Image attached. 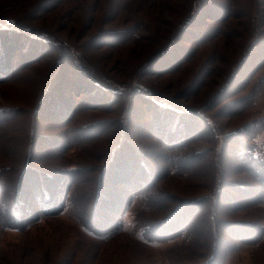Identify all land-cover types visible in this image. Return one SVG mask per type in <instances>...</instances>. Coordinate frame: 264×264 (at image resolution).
<instances>
[{"label":"rangeland","instance_id":"obj_1","mask_svg":"<svg viewBox=\"0 0 264 264\" xmlns=\"http://www.w3.org/2000/svg\"><path fill=\"white\" fill-rule=\"evenodd\" d=\"M263 54L264 0H0V264H264V205L242 206L236 186L253 181L231 143L264 119V66L255 69ZM249 92L252 106L237 105ZM163 107L205 128L186 146L201 151L187 160L198 170L165 169L153 197L130 203L123 217L111 218L106 206L94 214L96 170L120 135L115 160L130 143L150 167L176 161L157 138ZM66 122L68 135H83L70 148H62ZM256 140L264 143V131ZM65 166L84 172L59 210H38L33 190L17 212L24 167ZM218 174L230 181L219 186L228 207L221 226L211 228L201 213L188 236L143 237V224L164 220L183 200L215 205ZM119 189L111 194L122 197ZM86 224L110 230L90 233Z\"/></svg>","mask_w":264,"mask_h":264},{"label":"trees","instance_id":"obj_2","mask_svg":"<svg viewBox=\"0 0 264 264\" xmlns=\"http://www.w3.org/2000/svg\"><path fill=\"white\" fill-rule=\"evenodd\" d=\"M262 66H264V54L262 55V57H260L258 64L255 66V69L257 67L259 69ZM256 70H253L251 73L246 75L247 82L250 81V78L253 74L256 73ZM253 103L254 95L250 93L247 95L245 94L243 97H240L237 105H244V108H246L247 105L249 107L252 106ZM164 108L165 107L161 108L163 110L162 113L161 111H157V113L155 114V116H158V119L162 118V122L164 124L163 126H161L163 128L160 127L161 129L159 128V126L157 127V130L159 131L157 138L163 143L167 144L171 149L174 150V152L178 154V156L176 154V161L170 162L169 159H167L168 162L166 167H150L145 162L144 158L141 157V154L135 148V146L130 143H127L129 145V148L125 147V152L120 155L119 159L117 158V160H115V154L113 155L112 152L119 146L120 142L123 141V138L120 135L119 138L116 139V141L110 147V155L108 156V159L104 166L99 167L96 170L98 172L96 177L97 179H95L96 187L91 188V190H93L94 192L95 197V201L92 205L94 214L97 213V209H99L101 206H106L105 211L110 213L109 216L111 218L115 219L119 218L120 216L123 217L126 213L127 206L130 203L135 202V200H138L140 198L147 201L150 200L151 197H153L151 190H153L158 176H160L161 172L165 169H167L171 173L181 176L183 174L193 175V173H195V169L198 170V167H194L195 165H190V162H188L187 160H197L201 158V151L189 150V152H187L186 146L189 143L200 139L201 136H203L202 130H204L205 128H199L198 130L193 129V126L190 128V125L188 126L187 124L189 120L185 121V118H183L180 114H178L176 117H172L173 115H167L166 112H164ZM60 110H67L68 112L70 110L72 111V108L65 106V108H62ZM188 116L192 117L191 115ZM67 124L68 123L66 122L64 128L68 129L64 137L67 141L63 143L62 148H70L73 143H75L76 139L82 140L83 137V135H81V132L75 133L74 137H72L71 134L73 132L70 131L69 127H66ZM89 126L84 127L82 130H86ZM95 129L97 128H93L94 131ZM208 129L211 130V128ZM262 131H264L263 118L252 121L250 123V126H248L243 132H241V134L245 132L244 134L245 136H247V140H242L240 137L236 136L235 140L233 139L234 141L231 140V143L235 144L233 153L236 157V160L238 161L239 168L246 173L250 180L253 181L250 183V185L242 184L236 186V191L239 193V196L242 197V202H244L242 203L243 207L252 205L259 206V204L264 205V143L256 142V134L261 133ZM69 132L71 133L70 135H68ZM85 134V136L87 137L93 135L94 133L86 132ZM182 152H185V154H182ZM65 167L66 168H64V170H62L63 168L60 169L62 171H54L52 173H50L49 171L47 173L41 172L35 167H24L21 178L23 181V186H26L27 190L26 193L22 192L23 186L21 185L20 178L17 185L19 186L17 198H15L14 201L17 212L19 211V213L22 215L23 211L22 209H20L19 205L21 206L24 201H21V198L30 195L31 191L33 194V190L36 191V195L38 196L34 197L38 205V210H40L44 214H48L54 210H59L61 208V205L63 206V204L68 199L69 193L71 192L73 186H75V184L80 181V175H82V173L84 172L82 167ZM219 177H221L219 176V174L218 177H214V179H216L217 181L216 187H214L213 189V196H219L220 192H224L220 188L221 186H229L227 185V183L229 184L230 181H226L225 179L221 180V178ZM113 185L117 186V188H120V194L124 197H121L120 195H118V197L114 194V192L111 194V190H113L115 187H113ZM0 186H4L2 182H0ZM51 189L52 191H50ZM51 193H53V195L56 194L54 195L55 197L50 195ZM56 196H58V199L56 198ZM213 196L211 195L210 198L212 199ZM219 198H221V196L218 197V200L215 199V205L206 203V199H204V197H202L201 200H197V205L195 204V201L186 202V200H183L171 211L169 216H167L164 220L156 221L155 225L148 224V222L143 224L140 233L143 235V237L144 234H151V236L157 234V238L160 237L161 239V237H166L167 240H171L182 235H187L190 234L191 227L193 225V218L201 213L205 218L207 216L206 219L210 221L211 228H215L219 225L221 226L222 220L219 218V214L222 210H226L228 207L221 206ZM45 202H48V204H45ZM89 204L88 206L91 207V205ZM191 204H193V206ZM212 205L217 208L221 207L220 211H214ZM28 206L30 205L25 203V208ZM90 207H88L87 209H90ZM29 211L31 215H34L36 212V208H33V210L31 209ZM122 217L119 222H121ZM206 219L202 221L207 223ZM12 221V226L16 227L19 219L16 217L15 219H12ZM84 228L88 229L90 233L102 234L110 230L109 227L101 226V224L99 226L95 225L94 228L93 226L91 227L86 224ZM113 228L116 230V227ZM217 240H219V237L217 238Z\"/></svg>","mask_w":264,"mask_h":264}]
</instances>
